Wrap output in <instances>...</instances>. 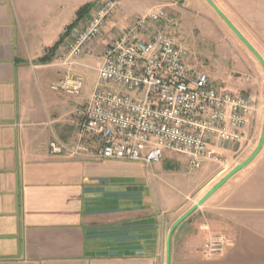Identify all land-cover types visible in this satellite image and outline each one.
Returning a JSON list of instances; mask_svg holds the SVG:
<instances>
[{
	"label": "crops",
	"instance_id": "crops-1",
	"mask_svg": "<svg viewBox=\"0 0 264 264\" xmlns=\"http://www.w3.org/2000/svg\"><path fill=\"white\" fill-rule=\"evenodd\" d=\"M115 1L117 11L102 39L87 46L89 53L152 9L172 8L181 21L194 6L240 46L236 71L229 77L231 91L264 109V67L213 8L264 64V0H185L179 6L174 0ZM98 3L0 0V264H166L170 229L210 191L203 188L192 201L187 191L174 187L175 175L170 174L173 182L162 174L160 180L153 166L98 158L94 141L78 143L79 110L96 78L84 82L79 95L54 93L50 87L62 72L47 67L55 66L73 31ZM85 6L89 9L78 17ZM87 55L77 61V73L84 72ZM44 57L48 61L40 62ZM55 140L69 152L50 155L48 144ZM77 144L85 151L71 154ZM238 145L215 142L213 151L228 158ZM248 150L245 161L254 153ZM228 181L223 216L231 244L221 253L206 255L203 246L181 256L186 249L175 243L177 230L199 206L173 230L169 264H264V141L254 159Z\"/></svg>",
	"mask_w": 264,
	"mask_h": 264
},
{
	"label": "built area",
	"instance_id": "built-area-1",
	"mask_svg": "<svg viewBox=\"0 0 264 264\" xmlns=\"http://www.w3.org/2000/svg\"><path fill=\"white\" fill-rule=\"evenodd\" d=\"M117 7L115 0H99L86 23L73 31L57 57L62 76L51 91L71 96L82 92L85 79L75 71L77 61L89 54L90 43L102 39ZM180 32L178 17L155 8L106 44L97 82L79 110L78 143L84 138L94 141L98 158L148 166L172 152L198 170L219 161L215 141H243L254 105L243 94L217 90L206 74L190 66ZM68 150L61 143L48 144L50 155ZM79 150L85 151L77 144L71 154ZM230 244L223 238L208 243L207 254L221 253Z\"/></svg>",
	"mask_w": 264,
	"mask_h": 264
},
{
	"label": "rangeland",
	"instance_id": "rangeland-1",
	"mask_svg": "<svg viewBox=\"0 0 264 264\" xmlns=\"http://www.w3.org/2000/svg\"><path fill=\"white\" fill-rule=\"evenodd\" d=\"M184 2L185 0H174L176 6ZM163 9L171 15L175 13L174 10H171L172 8ZM180 25L181 31L183 30V39L182 41L179 40L189 51V65H196L194 68L197 67L196 69L199 72L206 74L217 90L233 93L234 91H231L228 83L233 81L229 77L233 71H236L234 66L238 64V48L240 47L237 42L233 41L234 38H228L221 28L217 27L215 29L206 18V13L200 9L197 10L194 6L187 8L186 14L182 15ZM106 44L100 42L94 48L95 50L93 49L87 55L89 62L84 65V72L82 73L86 83H92L95 78L94 83L97 82L96 69L99 66V58ZM47 68L59 69L56 65ZM236 77L237 75L234 78L236 79ZM235 93L242 94L241 92ZM246 98L252 102L254 108L250 115L252 118H249L247 128L244 130L243 141L239 143L235 155L228 158L217 156L218 162H207L200 169L191 170L185 156L165 152L162 160L152 165L153 172L160 176V180L162 174V178L169 182H173L170 174L175 175L174 187L183 190V192L187 191L192 201L197 200V196L203 188L207 187L211 190L215 187L234 167L245 162L246 156L252 152L248 149H252L254 152L259 143L262 133L261 122L264 115L263 105L262 103L258 105L256 101L253 102L250 98ZM254 123L258 124L257 128H255ZM245 150L248 151L243 154ZM179 179L182 185L179 183ZM229 183L231 182L228 181L219 188L178 228L175 243L186 249H183L185 253L181 252V256H186L187 251L190 250L194 252L203 251V246H205L204 253L207 255L206 245L208 243H218L221 238L229 239L230 228L223 216L224 201L228 195Z\"/></svg>",
	"mask_w": 264,
	"mask_h": 264
},
{
	"label": "water",
	"instance_id": "water-1",
	"mask_svg": "<svg viewBox=\"0 0 264 264\" xmlns=\"http://www.w3.org/2000/svg\"><path fill=\"white\" fill-rule=\"evenodd\" d=\"M209 2V1H208ZM210 3V2H209ZM211 4V3H210ZM212 5V4H211ZM213 6V5H212ZM213 8L218 12V14L224 19L226 24L231 28V30L235 33V35L244 43V45L253 53V55L258 59V61L262 64L264 67V64L260 57L255 53V51L245 42V40L239 35V33L232 27V25L223 17V15L213 6ZM264 141V119H263V127H262V133L261 137L258 143V146L256 147L254 153L251 155V157L246 160L245 162L241 163L240 165L234 167L230 173H228L215 187H213L210 191H208L192 208H190L176 223L172 226L168 233L167 237V253H166V264H169L170 262V254H169V244H170V238L173 230L175 227H177L184 219H186L193 211H195L199 206H201L212 194H214L227 180H229L234 174H236L238 171L246 167L258 154L260 151Z\"/></svg>",
	"mask_w": 264,
	"mask_h": 264
},
{
	"label": "trees",
	"instance_id": "trees-1",
	"mask_svg": "<svg viewBox=\"0 0 264 264\" xmlns=\"http://www.w3.org/2000/svg\"><path fill=\"white\" fill-rule=\"evenodd\" d=\"M87 9H89V6H85V7H83L82 9H80L79 10V12H78V14H79V16L78 17H80L81 16V13H82V11L84 12V11H86ZM46 61H48V59H47V57H44L43 59H41V61L40 62H46Z\"/></svg>",
	"mask_w": 264,
	"mask_h": 264
}]
</instances>
